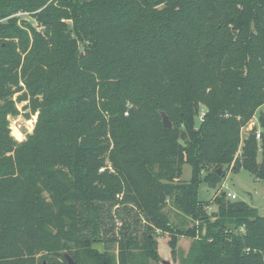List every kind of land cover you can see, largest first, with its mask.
I'll return each instance as SVG.
<instances>
[{
  "label": "trees",
  "instance_id": "obj_1",
  "mask_svg": "<svg viewBox=\"0 0 264 264\" xmlns=\"http://www.w3.org/2000/svg\"><path fill=\"white\" fill-rule=\"evenodd\" d=\"M263 105L264 0H0V264H264Z\"/></svg>",
  "mask_w": 264,
  "mask_h": 264
},
{
  "label": "rangeland",
  "instance_id": "obj_2",
  "mask_svg": "<svg viewBox=\"0 0 264 264\" xmlns=\"http://www.w3.org/2000/svg\"><path fill=\"white\" fill-rule=\"evenodd\" d=\"M25 104L26 102L18 103L16 106L19 114L15 117H9V128L11 136L17 141L24 140L25 136L32 132L36 121V115H31L27 120L24 118V115L28 113V110H22V107ZM260 111L264 112V105L259 109L258 112ZM254 125L258 126L256 117L251 120L246 129L251 130ZM247 130L242 131V138L245 137V133ZM259 160L260 156L258 155V161ZM190 176L191 168L188 165L183 166L181 179L185 181L190 179ZM220 191L225 194L235 195L236 202H243L249 205L250 207L256 209L260 216L264 217V180L256 179L254 176L244 170H240L237 173L227 172L222 184L216 191L214 189L208 188L206 184L201 181L198 187V199L203 202H209L213 199L214 195ZM213 209V205L207 207L208 212ZM170 218L172 221H176L175 216L171 215ZM187 226L191 227L192 224L187 223ZM166 241L167 236L161 234L158 236L157 251L160 257L159 264H163L164 262L168 264H175L170 256V250L166 244ZM190 242L191 240L188 238L181 237L178 239V257L183 256L186 253ZM150 264L155 263L150 262Z\"/></svg>",
  "mask_w": 264,
  "mask_h": 264
},
{
  "label": "water",
  "instance_id": "obj_3",
  "mask_svg": "<svg viewBox=\"0 0 264 264\" xmlns=\"http://www.w3.org/2000/svg\"><path fill=\"white\" fill-rule=\"evenodd\" d=\"M159 116H160L161 124H162L163 128L164 129L171 128V122H170L168 116L163 112H159ZM196 124L198 125V121L196 122ZM221 170H222V168H219L217 171V174H219V172ZM223 195H225V194H223ZM66 260H67L68 264H74L68 256H66ZM163 264H168V263L164 262Z\"/></svg>",
  "mask_w": 264,
  "mask_h": 264
},
{
  "label": "built area",
  "instance_id": "obj_4",
  "mask_svg": "<svg viewBox=\"0 0 264 264\" xmlns=\"http://www.w3.org/2000/svg\"><path fill=\"white\" fill-rule=\"evenodd\" d=\"M202 116H203V113L200 114V119L202 118ZM255 138H256L257 140H259V131L256 132ZM220 192H222V191H220ZM226 197H227L229 200H231V201H235V200H236L235 195L226 194Z\"/></svg>",
  "mask_w": 264,
  "mask_h": 264
}]
</instances>
